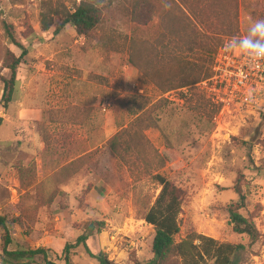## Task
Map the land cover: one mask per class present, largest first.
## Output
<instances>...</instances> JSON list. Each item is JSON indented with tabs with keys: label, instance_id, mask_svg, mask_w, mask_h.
<instances>
[{
	"label": "rangeland",
	"instance_id": "374dc122",
	"mask_svg": "<svg viewBox=\"0 0 264 264\" xmlns=\"http://www.w3.org/2000/svg\"><path fill=\"white\" fill-rule=\"evenodd\" d=\"M73 1L0 0V75H9L6 50L17 56L21 52L8 41L3 22L13 25L23 45L31 44L6 109L0 80V216L10 226L14 242L9 249L45 247L49 261L65 264L66 243L93 225L88 239L93 253L106 254L114 264L149 262L154 227L144 215L161 189L152 178L158 172L182 191L177 241L199 234L248 246L249 237L233 230L227 210L238 197L239 183L246 195L241 212L260 233L239 264H264V97L242 106L223 105L200 84L166 90L162 83L172 74L169 59H157L169 51L174 67L204 63L207 47L219 48L233 36H244L250 17L264 19V0H236L237 9L226 1L217 16L200 17L211 40L195 38L183 26L180 36L169 30L182 25L179 19L164 17L165 28L161 15L170 1L152 0L156 15L146 25H136L123 6L113 5L88 36L67 24L53 39L40 41L34 33L42 35L44 4L71 7ZM221 9L223 15L230 12L225 24L219 21ZM60 23L55 18L50 32ZM189 42L198 46L195 52H188ZM131 51L141 68L130 62ZM151 66L161 75L156 83L143 82L141 69ZM131 122L159 151L172 146L183 167L172 170L167 165L147 173L135 153L114 154L108 141ZM251 139L252 144H245ZM91 152L85 161L70 165ZM2 243L0 231V248ZM72 259L74 264H100L82 247ZM14 264H45V259Z\"/></svg>",
	"mask_w": 264,
	"mask_h": 264
},
{
	"label": "trees",
	"instance_id": "16d2710c",
	"mask_svg": "<svg viewBox=\"0 0 264 264\" xmlns=\"http://www.w3.org/2000/svg\"><path fill=\"white\" fill-rule=\"evenodd\" d=\"M126 1L128 6L123 4L120 0H74L71 7H68L63 2L59 3L60 5L57 6H53L51 5L52 3L46 2L40 12L39 26L42 35L36 33H34V35L40 41H48L51 38L53 39L65 25L70 24L78 35L88 36L101 24L103 11L109 9L113 5L123 6V9L131 15L136 25H146L151 17L156 15L155 12L157 7L152 0H125V2ZM169 1L170 5L168 9L166 10L165 7L163 9L164 13L161 15L160 24L163 25L167 22L164 17H168L170 20L173 19V21L179 19L182 25L177 23L175 25L178 27L174 25L169 27V30L174 29L180 36L181 31H183L181 30L183 26L184 29L186 31L189 30L195 38H199L200 35L201 38L207 40L214 38L209 37L202 29V26L207 24H205L200 17L207 16V20L210 19L209 15L211 13L215 15L218 14L217 8L220 7L221 3L226 1H229L228 3L230 4H234L236 8V0H209V2L207 1L208 3L205 0ZM207 6H209L210 9H207ZM223 9L220 10L219 21L225 24L227 18L230 16V12L228 9L226 10V15H223ZM173 13H175V16ZM57 17L61 19V23L54 31L50 32L54 19ZM235 18H237V14H235L234 19ZM163 26L166 28V25ZM3 28L8 41L21 50L18 56L9 49L6 50L4 55V67L9 69V75H0V80L3 84L1 103L3 108L6 109L9 103L13 101L18 81V70L24 57L28 54L31 44L25 46L18 40L13 25L3 22ZM31 33L33 34V31ZM134 42L133 40L132 47ZM187 46L189 47V53L195 52L198 49V46L194 42L187 43ZM217 48L218 45L212 47L210 45L207 47L208 56L207 59L204 60V63L194 66L186 65L188 66L187 68H185L186 66L183 67V65H176V67H174L171 60L174 57H171L172 55H167L169 51H163L162 57H159L158 54L157 59L162 63H165L169 59L167 65L169 71L173 74H169V80L162 83V85L166 84L165 89L171 90L198 84L210 78L212 75L211 66ZM130 62L134 66L141 68V64L134 51H131ZM141 71V75L143 76L141 80L143 82L149 80L156 83V78L161 75V71L152 66L147 69H141ZM1 123L2 117H0V125ZM252 143V139L245 141V144ZM108 144L111 151L119 157H124L126 153H130L131 155L135 153L136 158L142 161L144 168L148 171L147 173H150L151 169L160 170L167 165H170L172 170H178L184 165V162L179 158L178 153L172 146L159 151L150 143L144 133L139 132L134 122L129 123V125L117 132L108 141ZM142 152H144V154H142ZM93 153L94 152H91L79 157L76 161L70 162V165L74 167L77 163L83 162L88 157L92 156ZM129 169L133 170L134 165H130ZM156 170H154V172ZM135 173L136 171H134L133 174ZM152 178L161 186L160 192L156 196L153 204L144 215L145 221L154 227V237L152 241L153 258L147 263L136 262L135 264H199L201 260L207 261L205 264H239L243 254L247 251V247H251L260 238V233L255 222L241 212L246 204V195L240 184L236 183L235 190L238 197L235 202L228 205L227 210L233 230L240 234H246L249 237L250 242L248 246L244 244L222 243L214 238L199 234L189 235L185 239L177 241L175 237L180 233L179 214L182 205V191L173 182L158 172L155 174L152 172ZM56 194L55 192L54 196H56ZM52 197L53 195L50 198ZM0 231L3 240L2 247L0 248V258L3 262L1 264H14L23 259L33 260L38 256H42L45 259V264H56L48 260L49 249L45 247L27 248L19 246L15 250H10L9 245L14 241L11 236L9 223L4 216H0ZM93 232L94 226L90 225V227L79 235L75 241L66 243L63 248L65 264H74L72 255L79 247H82L89 257L95 258L100 264H114L106 254L102 252L95 254L90 249L88 239L93 235Z\"/></svg>",
	"mask_w": 264,
	"mask_h": 264
},
{
	"label": "built area",
	"instance_id": "2783aa9c",
	"mask_svg": "<svg viewBox=\"0 0 264 264\" xmlns=\"http://www.w3.org/2000/svg\"><path fill=\"white\" fill-rule=\"evenodd\" d=\"M224 45L214 55L211 77L198 84L215 103L223 105L235 102L242 106L264 97V61L249 66L239 51L229 52Z\"/></svg>",
	"mask_w": 264,
	"mask_h": 264
},
{
	"label": "clouds",
	"instance_id": "9594fccd",
	"mask_svg": "<svg viewBox=\"0 0 264 264\" xmlns=\"http://www.w3.org/2000/svg\"><path fill=\"white\" fill-rule=\"evenodd\" d=\"M244 36H233L225 45L229 52L239 51L246 58L249 66H256L264 61V19H253Z\"/></svg>",
	"mask_w": 264,
	"mask_h": 264
},
{
	"label": "crops",
	"instance_id": "0c3cea01",
	"mask_svg": "<svg viewBox=\"0 0 264 264\" xmlns=\"http://www.w3.org/2000/svg\"><path fill=\"white\" fill-rule=\"evenodd\" d=\"M28 116H31V114L30 113H28ZM38 118V117H37ZM40 118H41V115H40Z\"/></svg>",
	"mask_w": 264,
	"mask_h": 264
}]
</instances>
